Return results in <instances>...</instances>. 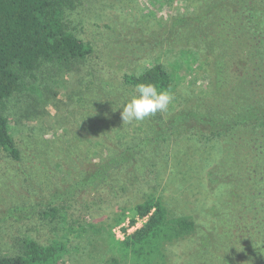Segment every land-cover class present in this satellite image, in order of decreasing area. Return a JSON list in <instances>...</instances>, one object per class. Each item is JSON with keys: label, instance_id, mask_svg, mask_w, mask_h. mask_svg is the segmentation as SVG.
<instances>
[{"label": "rangeland", "instance_id": "rangeland-1", "mask_svg": "<svg viewBox=\"0 0 264 264\" xmlns=\"http://www.w3.org/2000/svg\"><path fill=\"white\" fill-rule=\"evenodd\" d=\"M79 1L67 19L78 38L92 44L93 56L69 73H56L53 80L47 73L40 74L43 78L39 75L36 89L8 102L10 131L23 159L15 162L0 151V257L17 253L21 238L27 235L47 244L52 229L60 227L61 216L66 215L70 223L93 224L101 231L91 243L79 245L75 240L62 264H95L105 254L103 241L112 217L127 210L125 222L112 229L118 240H124L147 220L137 206L146 195L156 194L172 216H190L197 224L193 235L167 247V264H240L236 249L249 244L253 227L243 234L245 216L237 214L243 217L235 220L228 207L231 190L225 171L219 170L224 148L219 140L189 133L158 147L147 143L142 154L123 164L119 173L113 172L111 181L98 188L76 186L90 167L149 142L153 119L123 122V106L134 95L120 78L142 72L158 57L167 65L175 60L184 65L178 51L167 52L171 42L160 49L163 43L159 45L156 36L161 24L195 5L194 0ZM200 42L192 69L177 73L174 100L166 112L188 103L192 108L204 104L214 90L218 54L207 55L205 43ZM220 45L217 52L221 54L225 48ZM162 115L152 117L159 121ZM147 159L157 162L156 172L149 171ZM137 169L143 176L134 188L127 179L131 172L139 175ZM122 185L129 187L127 192H121ZM56 196L61 216L43 220L40 213L48 210ZM255 245L261 248V240ZM255 256L251 249L248 257Z\"/></svg>", "mask_w": 264, "mask_h": 264}, {"label": "trees", "instance_id": "trees-1", "mask_svg": "<svg viewBox=\"0 0 264 264\" xmlns=\"http://www.w3.org/2000/svg\"><path fill=\"white\" fill-rule=\"evenodd\" d=\"M78 2L0 0V151L15 162H21L23 156L10 131L6 115L8 102L36 89V82L43 78L40 74L47 73L53 80L56 73L73 71L95 52L91 43L78 38L67 19ZM194 4L188 8L189 12L184 10L168 23L161 24V32L156 36L160 38L159 45L163 43L160 49L171 42L167 52L178 51L184 65L179 60L167 65L158 57L140 73L123 74L120 82L132 95H137V85L149 83L172 94L178 85L177 73L186 74L192 69V62L197 61L201 40L207 55L218 54L214 90L208 102L195 104V108L188 103L172 113L163 112L159 121L149 117L153 119L150 120L149 142L125 149L119 157L107 158L90 167L76 186H102L112 178L113 172L123 170V164L142 154L147 143L158 147L189 133L219 140L224 147L219 170L225 171L231 190L228 207L235 220L243 217H236L237 214L245 216L243 234L253 227L249 244L236 249L238 259L240 264H264V0H194ZM208 37L211 39L207 40ZM219 44L225 48L221 54L217 52ZM182 46L189 48L180 49ZM45 88L48 90L49 86ZM148 162L152 167L149 171L156 172L157 162L154 159ZM136 171L139 175L131 172L133 179H127L134 188L143 176L140 169ZM151 178L152 174L148 176ZM128 188L122 185L121 192H127ZM57 200L58 196L48 210L40 213L43 220L53 221L61 216L57 207L60 200ZM137 209L147 218L143 226L126 234L124 240H118L112 229L125 222L127 210L116 213L109 223L108 237L102 240L107 243L104 244L105 254L95 264H167V247L187 239L197 230L192 217L172 216L159 195H146ZM61 218L60 227L52 229L47 244H41L30 235L24 236L18 252L1 256L0 264H62L75 240L81 242L79 245L91 243L101 231L93 224L70 223L66 215ZM131 224L134 225L135 220ZM239 226L242 227L240 223ZM260 240L261 248L255 245ZM251 249L258 256L248 257Z\"/></svg>", "mask_w": 264, "mask_h": 264}, {"label": "clouds", "instance_id": "clouds-1", "mask_svg": "<svg viewBox=\"0 0 264 264\" xmlns=\"http://www.w3.org/2000/svg\"><path fill=\"white\" fill-rule=\"evenodd\" d=\"M134 95L122 109L124 123L140 122L155 116L158 112H166L174 100L167 90H158L154 84H139Z\"/></svg>", "mask_w": 264, "mask_h": 264}, {"label": "built area", "instance_id": "built-area-1", "mask_svg": "<svg viewBox=\"0 0 264 264\" xmlns=\"http://www.w3.org/2000/svg\"><path fill=\"white\" fill-rule=\"evenodd\" d=\"M123 236V235H122Z\"/></svg>", "mask_w": 264, "mask_h": 264}]
</instances>
